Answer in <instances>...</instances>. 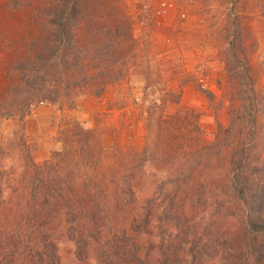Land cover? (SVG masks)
<instances>
[{
	"label": "trees",
	"instance_id": "1",
	"mask_svg": "<svg viewBox=\"0 0 264 264\" xmlns=\"http://www.w3.org/2000/svg\"><path fill=\"white\" fill-rule=\"evenodd\" d=\"M7 4L16 51L0 117L23 123L41 104L99 98L129 75L139 41L126 0ZM237 24L226 57L231 119L214 140L180 92L165 100L177 109L163 108L153 142L116 148L110 165L102 133L79 121L62 127L64 148L43 163L23 137L21 165L9 169L11 145H0V264H62V235L80 264H264V101L246 53L239 66L247 33Z\"/></svg>",
	"mask_w": 264,
	"mask_h": 264
},
{
	"label": "rangeland",
	"instance_id": "2",
	"mask_svg": "<svg viewBox=\"0 0 264 264\" xmlns=\"http://www.w3.org/2000/svg\"><path fill=\"white\" fill-rule=\"evenodd\" d=\"M166 1L169 5L166 13L159 9L160 0L137 2L134 9L140 14L137 12L134 19L133 8L126 0L134 20V35L139 41L138 54L130 64L127 78L110 84L102 97L83 91L72 101L41 104L23 123L11 115L0 117V145H11L7 168L21 165L15 145L23 137L37 163L48 160L64 148L62 127L66 129V123L74 121L102 133L104 161L110 165L116 148L142 150L153 142L156 120L163 112L165 100L180 92L181 106L198 115L205 137L214 140L218 125L227 127L230 123L231 100L235 96L234 84L226 73L234 19H238V24L241 22L247 33L246 45L237 49L242 59L239 66L245 68L243 53H246L255 71L259 100L264 101V0ZM7 2L0 0V97L11 80L16 51L12 41L17 20ZM144 5L147 9L143 11ZM200 88L215 95L213 104L202 95ZM90 98L99 99V104L105 103L106 112L90 117L88 111L92 107L77 103L79 99L89 101ZM167 106L165 115L177 109L171 102ZM73 111L78 115L71 114ZM55 114L58 117H53ZM75 250V244L62 235L59 241L62 264H80Z\"/></svg>",
	"mask_w": 264,
	"mask_h": 264
},
{
	"label": "crops",
	"instance_id": "3",
	"mask_svg": "<svg viewBox=\"0 0 264 264\" xmlns=\"http://www.w3.org/2000/svg\"><path fill=\"white\" fill-rule=\"evenodd\" d=\"M139 1H141V0H128V2H129V5H130V7H132L133 9H134V7H136L135 5L137 4V2H139ZM132 9V11H133V15H134V19L136 18V16H138V14H140L139 13V11H138V9L136 8V9H134L133 10ZM135 10H137L136 12H135ZM137 12H138V14H137ZM77 99V98H76ZM98 100L99 99H89V101H85L84 99H79L78 101H77V103H78V105H84V104H86L87 103V105L88 106H91L92 107V111L90 110V111H88V114H89V116L91 117V116H94V115H96L97 114V112H101V111H105L106 112V107H105V103H101V104H99L98 103ZM93 101V102H92ZM83 107V106H82ZM100 108V109H99ZM105 108V109H104ZM97 109H99V110H97ZM111 112L113 111V110H110ZM60 113H62V111H60L59 112V114ZM71 114H73L74 116H77L78 115V113L76 114V113H74V111L73 112H71ZM79 114H80V112H79ZM28 117H31V116H28ZM33 117V116H32ZM53 117H58V115L57 114H55V116H53ZM126 136V134L124 135V137Z\"/></svg>",
	"mask_w": 264,
	"mask_h": 264
},
{
	"label": "built area",
	"instance_id": "4",
	"mask_svg": "<svg viewBox=\"0 0 264 264\" xmlns=\"http://www.w3.org/2000/svg\"><path fill=\"white\" fill-rule=\"evenodd\" d=\"M158 6H159V9L161 10V12H163V13H166L168 8H169L168 2L166 0H160ZM144 9H147V5L143 6V11H144Z\"/></svg>",
	"mask_w": 264,
	"mask_h": 264
}]
</instances>
